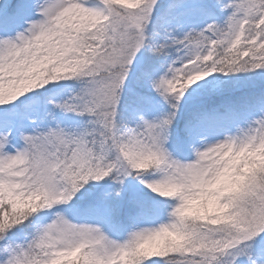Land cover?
<instances>
[{
  "label": "snow or ice",
  "instance_id": "obj_1",
  "mask_svg": "<svg viewBox=\"0 0 264 264\" xmlns=\"http://www.w3.org/2000/svg\"><path fill=\"white\" fill-rule=\"evenodd\" d=\"M0 264H264V0H0Z\"/></svg>",
  "mask_w": 264,
  "mask_h": 264
}]
</instances>
